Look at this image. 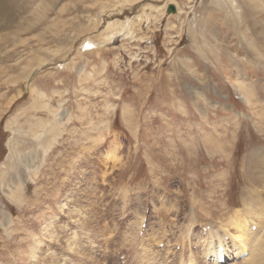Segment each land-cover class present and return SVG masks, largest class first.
<instances>
[{
    "label": "rangeland",
    "instance_id": "obj_1",
    "mask_svg": "<svg viewBox=\"0 0 264 264\" xmlns=\"http://www.w3.org/2000/svg\"><path fill=\"white\" fill-rule=\"evenodd\" d=\"M214 8L0 0V264H208L245 218L264 244V0Z\"/></svg>",
    "mask_w": 264,
    "mask_h": 264
},
{
    "label": "bare ground",
    "instance_id": "obj_2",
    "mask_svg": "<svg viewBox=\"0 0 264 264\" xmlns=\"http://www.w3.org/2000/svg\"><path fill=\"white\" fill-rule=\"evenodd\" d=\"M225 1H227L228 3H224ZM53 3V2H52ZM233 4H236V0H212V6L213 7H215L214 8V10H225V9H227V8H229L230 9V7L233 5ZM238 6V8H237V10L239 11L240 10V6L239 5H237ZM44 7V6H43ZM45 10H47L46 8H45ZM44 10V11H45ZM179 6L177 7V11H178V13H179ZM107 36H109V39H111L112 37H111V35H107ZM113 36V35H112ZM108 37H106V39H107ZM89 45H91V44H93L94 46H95V44L93 43V42H90V41H88L87 42ZM242 77L243 76H241V79H242ZM233 78H235V77H233ZM232 84H233V86H234V88H235V91H236V94L237 95H239L241 98H243V99H245L246 101H248L249 102V91H248V84H244L242 81H240L238 78H236L233 82H232ZM251 85V84H250ZM249 85V86H250ZM42 125H38V127H43V124L44 123H41ZM49 125V131H51L53 128H54V126H53V124H48ZM46 128H48V126L47 125H45V128H44V131L39 135V136H37V134H39L38 133V131H35V130H32V136L34 135L36 138H41V137H43L44 135H45V131H46ZM14 130V129H13ZM55 130V128L53 129V131ZM47 131H48V129H47ZM16 133V132H15ZM15 135V134H14ZM18 136V135H17ZM20 136V135H19ZM22 136V135H21ZM20 138V137H19ZM16 139H18V138H15V140ZM21 140V139H20ZM20 140H18V141H20ZM26 141V140H25ZM40 141V140H39ZM24 143V142H23ZM38 143V142H37ZM19 147L21 148V146L19 145ZM18 147V148H19ZM44 147V146H43ZM17 148V149H18ZM42 148V147H41ZM43 149V148H42ZM24 150V149H23ZM18 151H19V149H18ZM22 153V152H21ZM257 163H258V161H256V164L255 165H257ZM259 164V163H258ZM257 166H259V165H257ZM261 178H263V177H261V174H260V176H259V179H261ZM5 180V179H4ZM262 181V184H261V186H262V189H264V178L263 179H261ZM4 183V182H3ZM257 195H254V194H252V198L250 199L249 198V200H250V202L249 201H247V206L249 207V209L252 207V203H254V206H257L255 203V197H256ZM253 197H254V201H253ZM257 199H259V197L257 198ZM252 202V203H251ZM248 209V208H247ZM252 209H254V207H252L249 211H253L254 212V210H252ZM259 209V208H258ZM263 209V208H262ZM253 212H251L250 214H251V216H250V214H249V216L250 217H252V216H255L254 214H253ZM259 212V211H258ZM260 215V213L258 214V216ZM239 218V217H238ZM241 218V217H240ZM254 218V217H253ZM252 218V219H253ZM257 218V217H256ZM255 218V219H256ZM264 218V217H263ZM242 219V218H241ZM249 219H251V218H249ZM251 219V220H252ZM248 220V219H247ZM237 222V221H236ZM239 222V225H237L236 227H234L235 228V230H236V233H237V235H235V236H233V248H234V251L237 253V254H235V256H238L236 259H237V261H234L233 262V264H236V263H239V262H241V261H243V259L242 258H240V256L243 254V253H246L247 254V258H246V260L244 259V262H246L247 264H258L259 262H260V260L261 259H263V257H264V244H259L258 246H255L253 243L255 242V241H257V236H256V238H253V237H250V235H249V233H248V231H250L251 229L249 228V230H248V223H250V222H247L246 221V218L245 219H243V221L242 222H240V221H238ZM262 222V221H261ZM260 222V223H261ZM264 222V221H263ZM235 223V222H234ZM261 225V224H260ZM254 226V225H253ZM224 228V227H223ZM224 229H226V228H224ZM47 231V230H46ZM222 232V231H221ZM252 233V232H251ZM253 234V233H252ZM256 235V234H255ZM254 236V235H253ZM207 238V237H206ZM214 238V237H213ZM251 239H253L252 241H250ZM155 240V239H154ZM221 239H219V241H220ZM263 241V240H262ZM203 242V241H202ZM221 242V241H220ZM222 243V242H221ZM74 246V245H73ZM150 246V245H149ZM148 246V247H149ZM222 245L221 244H219L218 245V248H217V246H215L214 244H211L209 247H210V249H209V251H208V254L207 253H205V255H207L206 257L203 255V257H205V261H206V263H208V264H218V250H219V248L221 247ZM72 247V246H71ZM70 247V248H71ZM223 247V255H227V251H226V245L225 246H222ZM76 248V247H75ZM72 249V248H71ZM74 249V248H73ZM208 249V248H207ZM75 250V249H74ZM241 251V252H240ZM32 252V251H31ZM34 252V251H33ZM214 253H216L215 254V257H216V259L214 258ZM228 253H229V251H228ZM35 255V254H34ZM250 257V258H249ZM147 258V257H146ZM189 258V257H188ZM151 259V258H150ZM193 259V258H192ZM236 259H234V260H236ZM207 260H209L210 262H208ZM149 261V260H148ZM151 261H152V259H151ZM150 261V262H151ZM191 261H195L194 259L193 260H191ZM153 262V261H152ZM195 263V262H194ZM193 263V264H194ZM61 264H67V259H65V261H63ZM149 264V263H148ZM188 264H192V262L190 263V261L188 262Z\"/></svg>",
    "mask_w": 264,
    "mask_h": 264
},
{
    "label": "water",
    "instance_id": "obj_3",
    "mask_svg": "<svg viewBox=\"0 0 264 264\" xmlns=\"http://www.w3.org/2000/svg\"><path fill=\"white\" fill-rule=\"evenodd\" d=\"M167 15H176L178 13L177 7L174 4H169L166 9Z\"/></svg>",
    "mask_w": 264,
    "mask_h": 264
}]
</instances>
